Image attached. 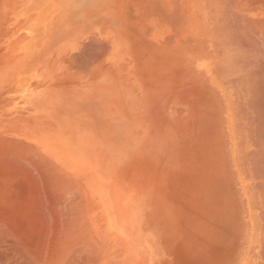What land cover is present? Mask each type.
<instances>
[{"label":"crops","instance_id":"crops-1","mask_svg":"<svg viewBox=\"0 0 264 264\" xmlns=\"http://www.w3.org/2000/svg\"><path fill=\"white\" fill-rule=\"evenodd\" d=\"M85 1L58 0L49 99L65 131L122 133L123 261L264 264V0Z\"/></svg>","mask_w":264,"mask_h":264},{"label":"bare ground","instance_id":"bare-ground-1","mask_svg":"<svg viewBox=\"0 0 264 264\" xmlns=\"http://www.w3.org/2000/svg\"><path fill=\"white\" fill-rule=\"evenodd\" d=\"M59 9L58 0H0V176L4 174L9 177L8 181L10 179L9 182L5 181L8 182L7 187L4 188L2 184L3 189L0 190V259L4 256L5 261L11 259L13 263L18 259H15L17 256H30L32 260H35L33 263L37 264H77L79 258H82L80 256H89L90 264H127L122 260L123 256H127V246L116 236L119 221L116 214L117 208L115 210V207L121 204L123 220L125 210L123 155L121 161L118 162L121 181L114 180V165L108 157V151L112 146L110 144L111 134L65 131V126H62L64 119L57 117L60 100L58 98L49 99L50 95H58L64 89V83L60 82L61 76L57 71L50 73L48 64L49 46L58 43V37L51 36V33L52 23L54 21L56 25L58 23ZM262 24L264 22L259 25L262 27ZM78 25L77 23L76 26ZM54 29L56 32L58 27L54 26ZM98 139L103 140L101 145L95 144L94 141ZM20 146L24 149L23 157H19L20 153V155L14 153L15 149H20ZM95 147L100 150H93L92 148ZM105 155L109 163L103 170L101 161L104 160ZM8 157L15 164L19 163L18 160L22 158L23 162L29 164L31 171L35 169L33 176L35 171L40 175H37L39 181L47 174L48 176L54 174L51 180L50 176L45 177V180L41 179L43 181V183L41 181L43 188L41 190L45 191L44 194L40 191L41 185H39L40 192L36 190L45 196V200L42 199L44 196H39L38 200L40 201L41 198L46 201L45 207L49 208L46 213L49 215L47 221H52V223L48 222L49 227L46 225L47 222L45 223V215L41 216L39 207L36 206V209L34 206L36 205L35 199L38 198H34V191L37 189L35 183L38 182V177L37 182L33 183L35 188L31 190V185L25 182V186L27 184L30 186L22 192L24 179L21 180L23 184L14 181L18 185H13L11 178L15 179L25 170V167L23 169L21 165L23 162H20L23 170H20V166L19 169L13 165L12 169H8L6 165L7 168H3L2 164L6 163L5 160ZM53 157L55 158L52 159ZM48 165H50V172L47 173L45 169ZM27 169L30 171L29 168ZM29 171L26 170L24 174L27 177L26 180L32 179ZM50 181L53 185L55 181L58 184L50 189L52 183ZM19 185H21L20 191H18ZM56 204H60L57 210H55ZM34 209L40 211L41 215L35 214ZM134 235L137 237V230H134ZM135 243L132 248L134 257L138 256V243L137 241ZM27 258L23 259V263L31 262L27 261ZM84 259H81L83 263ZM18 263L14 262V264Z\"/></svg>","mask_w":264,"mask_h":264},{"label":"rangeland","instance_id":"rangeland-1","mask_svg":"<svg viewBox=\"0 0 264 264\" xmlns=\"http://www.w3.org/2000/svg\"><path fill=\"white\" fill-rule=\"evenodd\" d=\"M98 57H99V61H100V69H99V73H100V82L101 81H104V78L103 77H105V66H106V56H107V53H106V43H105V37H100L99 38V42H98ZM111 136H112V138H111V145L113 146V148H112V146H111V148L109 149V153H108V157H110V159H111V164H113L114 165V180H118V181H121V172H120V169H119V167L120 166H118V162L119 161H121V159H122V155H123V149H122V133H114V134H111ZM95 142V144L96 145H101V143L103 142V140H95L94 141ZM24 146V145H23ZM22 146V147H23ZM17 148H19V147H17ZM93 150H96V151H99L100 150V148H92ZM99 149V150H98ZM17 150H18V152H17ZM15 149V151H14V153H17L18 155H20L19 157H23L24 156V154L22 153V151L24 150V149H21V146H20V149ZM106 150V149H105ZM20 153V154H19ZM35 155H36V153H35ZM35 157V156H34ZM32 158H33V156H32ZM37 158V157H36ZM55 157H53L52 159H54ZM8 159H9V161H8ZM22 158H20L19 160H21ZM18 160V162L19 163H17L16 162V164H15V162H13L12 160H10V157H8V158H6V163L5 164H2V167L3 168H7L8 167V169H12V168H14L13 166H15V168H19V166H20V168L23 166V169H24V167H25V170L24 171H22V173L21 174H19L17 177H15V179H13V178H11V182L12 183H14V181H16L17 183L19 182V183H21V184H23V179H24V184L22 185L23 187H22V192H24V191H26V189L28 188V186H30L31 185V190L33 189V188H35V186L37 187V189H35V197L34 198H37V199H35V202H36V205H34L35 206V208L37 209V207H39L38 208V210H40L41 211V214H40V211H35V209H34V211H35V214H38L39 213V216L41 215V216H43V215H45V217L47 216H49L48 214L46 215V213H48L47 211L49 210V208L47 209L45 206H46V201H44L45 199V196L43 195L44 194V190H41V189H43L42 188V184H41V181L42 180H45V177H49L48 176V172H50V170H49V166L50 165H48V166H46V169L45 168H43V166L45 167V165L43 164V166H41V168H43V169H45V172H47V173H45V174H47L45 177H44V179L43 178H41L40 179V181H39V177L38 176H40L39 174H37V172L35 171V174H34V176H33V174L32 173H34L33 171L35 170L34 168H32V169H34V170H32L31 171V169H30V166H29V164L27 163V162H23L22 160L21 161H19ZM108 158L106 159V155H105V158H104V160L103 161H101V165H102V169L103 170H105L106 169V166H107V164L109 163L108 161ZM8 161V162H7ZM25 161V160H24ZM36 161V160H35ZM12 162H13V164H12ZM22 164H21V163ZM37 162H38V159H37ZM8 164H10V166L8 165ZM22 166H21V165ZM25 164H27V165H25ZM5 165L7 166V167H5ZM13 165V166H12ZM25 165V166H24ZM11 166H12V168H11ZM29 168L30 169V171L27 169V168ZM48 167V168H47ZM19 168V169H20ZM22 168L20 169V170H23ZM26 170H27V172L29 171L32 175V179L30 180V179H28V180H26L27 179V177H26V175H24V174H26L25 172H26ZM47 170V171H46ZM117 172V173H116ZM120 173V174H119ZM2 174V173H1ZM118 174V175H117ZM3 176H0V182L3 180L2 178H4V180H3V182H1L0 183V190L1 189H3V187L5 188V186L7 185V183L10 181V179H9V181H8V178L9 177H6L4 174H2ZM22 175V176H21ZM38 175V176H37ZM21 177V178H18V177ZM36 176V178H34ZM26 177V178H25ZM37 177H38V182H37ZM51 177L53 178L54 177V174L53 175H51L50 176V180H51ZM56 177V176H55ZM117 177V178H116ZM23 178V179H22ZM49 179V178H48ZM48 179H46V181L48 180ZM18 180H20V181H18ZM22 180V181H21ZM26 180V181H25ZM54 180H55V178H54ZM5 181H8V182H5ZM45 181V182H46ZM49 181V180H48ZM52 181H53V179H52ZM52 181H50V182H52ZM14 183L13 185H18L17 183ZM25 182L26 183H28V184H30V185H28L27 184V186H25L26 184H25ZM30 182V183H29ZM34 182H37V183H35V184H33ZM54 182V181H53ZM53 182L51 183V188H50V186H49V188L50 189H52L53 187H56L55 185L56 184H58V182H56L55 181V184L53 185ZM42 183H43V181H42ZM46 183H48L49 184V182H46ZM2 184H3V187H2ZM35 185V186H34ZM39 185H41L40 187V191H43V194H42V192L41 193H39L40 191H39ZM25 186V187H24ZM34 186V187H33ZM7 187V186H6ZM20 188H21V185H19L18 186V191H20ZM23 188L25 189V190H23ZM36 190L37 191H39V192H36ZM42 194V195H41ZM39 196L41 197H43L42 199H44V200H41V198H40V201H42V202H40L38 199H39ZM37 200V201H36ZM20 201H21V199H20ZM38 201H39V203H38ZM45 202V203H44ZM44 203V205H42ZM58 205H60V204H56V209L55 210H57V206ZM37 206V207H36ZM42 206H43V208H42ZM40 207H41V209H40ZM45 207V208H44ZM59 207V206H58ZM116 208H117V210H116ZM43 209H45V211H43ZM52 209H54V208H52ZM115 210H116V214L118 215V224H119V228H118V232L116 233L117 235V237H118V239H120L122 242H124V245L126 244V246H127V248H126V254H127V256H133V254H132V248H133V244L135 245L136 243V241H137V239H135V238H137L135 235H134V229L133 228H129V223H128V218H127V222H126V219H125V217L123 218V220H122V207H121V204L119 205V206H117V207H115ZM37 212V213H36ZM43 212V213H42ZM44 217V219H45V223H46V225L47 224H49V223H52V221H47L48 219H49V217L46 219ZM49 222V223H48ZM51 225V224H50ZM48 227H49V225H47ZM135 237V238H134ZM3 257L4 256H1V259H0V264L2 263V264H8L9 262H11V259L10 260H4L3 259ZM19 257H21V258H19ZM25 259H24V258ZM17 256V257H15V259L16 258H18V259H16L14 262L15 263H17V262H19L18 264H20V262H21V264L23 263V261L24 260H26V258L28 257V256ZM30 257V256H29ZM27 258V261L29 260V261H31V262H24L23 264H37L36 262L35 263H33V261H35V260H32V258L30 257V258ZM80 257H82V258H79V263L77 262V264H90L91 263V261L89 260L90 259V257L89 256H80ZM86 257V258H85ZM89 257V258H88ZM24 260H23V259ZM71 258H73L72 256H71ZM85 258V259H84ZM122 258H124V257H122ZM121 258V259H122ZM81 259H84V263H83V260H81ZM4 260V262H2ZM20 260V261H19ZM88 260V261H87ZM123 260V259H122ZM81 261V262H80ZM87 261V262H86ZM133 261V260H132ZM14 262L12 263V264H14ZM90 262V263H89ZM11 263H9V264H11ZM136 262L135 261H133V262H131V264H135Z\"/></svg>","mask_w":264,"mask_h":264}]
</instances>
